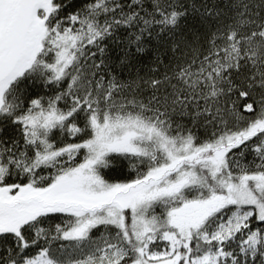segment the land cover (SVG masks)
Returning <instances> with one entry per match:
<instances>
[{"label":"snow or ice","instance_id":"1","mask_svg":"<svg viewBox=\"0 0 264 264\" xmlns=\"http://www.w3.org/2000/svg\"><path fill=\"white\" fill-rule=\"evenodd\" d=\"M0 264H264V0H0Z\"/></svg>","mask_w":264,"mask_h":264}]
</instances>
